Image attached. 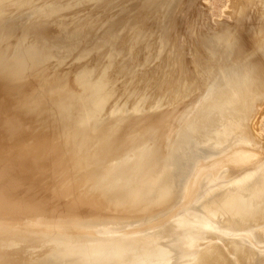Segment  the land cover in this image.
<instances>
[{"label":"rangeland","instance_id":"1","mask_svg":"<svg viewBox=\"0 0 264 264\" xmlns=\"http://www.w3.org/2000/svg\"><path fill=\"white\" fill-rule=\"evenodd\" d=\"M259 64L264 0H0L1 239L50 232L68 264H264Z\"/></svg>","mask_w":264,"mask_h":264},{"label":"bare ground","instance_id":"2","mask_svg":"<svg viewBox=\"0 0 264 264\" xmlns=\"http://www.w3.org/2000/svg\"><path fill=\"white\" fill-rule=\"evenodd\" d=\"M174 2V1H173ZM4 7V6H3ZM43 18V17H42ZM197 22V21H196ZM195 22V23H196ZM200 23V22H199ZM221 26V25H220ZM196 27V26H195ZM202 28V27H201ZM116 30V29H115ZM140 30V29H139ZM213 30V29H212ZM211 30V31H212ZM203 32H204V30H202ZM206 31V30H205ZM231 31H233V30H231ZM199 32V31H198ZM203 32H202V34L201 35H204L203 34ZM213 32H215L214 30H213ZM228 32H230V31H228ZM206 33V32H205ZM209 33H210V31H209ZM226 33V32H225ZM222 34H223V32H222ZM221 34V35H222ZM230 34V33H229ZM231 34H234V33H231ZM132 35V34H131ZM213 35V34H212ZM215 35V34H214ZM226 35V34H225ZM225 35L223 36L224 38H225ZM236 35V34H235ZM217 36V35H216ZM202 37V36H201ZM221 37V36H220ZM214 38V37H213ZM226 38H227V36H226ZM165 39V38H164ZM201 39H204L206 42L207 41H209L210 39H212V37H211V35H204ZM215 39H217V37L215 38ZM222 40H224L223 38H221ZM228 39H229V37H228ZM233 39V38H232ZM231 39V40H232ZM226 40V39H225ZM234 40V39H233ZM215 41V43H216V41L217 40H214ZM219 41V40H218ZM137 42V41H136ZM227 42V41H226ZM226 42H224V43H226ZM229 42V41H228ZM203 43L204 42H202V46H203ZM211 43V42H210ZM213 43V42H212ZM218 43V42H217ZM235 43V42H234ZM204 44H206V43H204ZM219 44V43H218ZM215 45V44H214ZM217 45V44H216ZM225 45V44H224ZM223 45V46H224ZM227 45H228V43H227ZM232 45V44H231ZM235 45H236V43H235ZM150 46V45H149ZM205 46V45H204ZM208 46V45H207ZM209 46H210V44H209ZM213 46V45H212ZM216 48H217V46H215ZM205 48H206V46H205ZM210 48H212V47H210ZM230 48V47H229ZM239 48V47H238ZM197 49V48H196ZM214 49V48H213ZM225 49H226V47H225ZM224 49V50H225ZM241 49V48H240ZM228 51H229V49H227ZM198 51H200V50H198ZM214 51H216V49L214 50ZM231 51V50H230ZM196 53H197V51H195ZM206 52V51H205ZM208 52H211V50L210 51H208ZM220 52H221V50H220ZM232 52V51H231ZM231 52H229V53H231ZM202 53V52H201ZM218 52H216V54H217ZM206 54V53H205ZM211 54V53H210ZM219 54V53H218ZM174 55V54H173ZM194 55H195V53H194ZM199 55H200V53H199ZM208 55V54H207ZM197 56V55H196ZM202 56H204V55H202ZM210 56H213V55H210ZM215 56V55H214ZM118 58V57H117ZM122 58V57H121ZM128 58V57H127ZM229 58V57H228ZM228 58H227V60H228ZM198 59V58H197ZM197 59L195 60V61H197ZM200 59V58H199ZM125 61V60H124ZM207 61V60H206ZM206 61H204V62H206ZM217 61V60H216ZM215 61V62H216ZM229 61V60H228ZM210 63H211V60L209 61ZM208 62V63H209ZM227 62V61H226ZM199 63H201V62H199ZM213 63H214V61H213ZM217 63V62H216ZM201 64H203V63H201ZM207 64V63H206ZM246 64V63H245ZM126 65V64H125ZM204 65V64H203ZM123 66V65H122ZM243 66V65H242ZM245 66V65H244ZM259 66H260V64H259ZM258 66V67H259ZM264 65H261L260 66V68H262ZM249 67V66H248ZM247 67V68H248ZM240 68H243V67H240ZM247 68L245 67V69L247 70ZM251 68V67H250ZM128 70V69H127ZM225 70V69H224ZM124 71V70H123ZM250 70L248 69V72H249ZM242 73V72H241ZM246 73H247V71H246ZM223 75V74H222ZM241 75V74H240ZM252 75H253V73H252ZM242 76V75H241ZM248 75H247V77L245 76L244 78V80L246 81V79H248ZM249 78H251V77H249ZM253 79V78H252ZM251 79V80H252ZM225 80V79H224ZM250 80V79H249ZM104 78H102V79H100V81H99V83L100 84H104ZM221 84V83H220ZM223 85V84H222ZM220 88V87H219ZM218 88V89H219ZM250 89V88H249ZM219 91V90H218ZM220 91H221V89H220ZM219 91V92H220ZM217 92V91H216ZM219 92H217V93H219ZM243 92H244V90H243ZM215 93V92H214ZM216 93V94H217ZM215 95V94H214ZM102 110V109H101ZM194 117V116H193ZM247 117V116H246ZM196 118V117H195ZM208 118V117H207ZM197 119V118H196ZM209 119V118H208ZM210 119H211V117H210ZM194 121V120H193ZM196 121V120H195ZM194 121V122H195ZM203 123V122H202ZM206 123H207V121H206ZM201 124V123H200ZM203 125V124H202ZM197 126H198V124H197ZM200 126V125H199ZM198 126V127H199ZM212 126V125H211ZM197 127V128H198ZM205 127H207L206 125H205ZM195 128H196V126H194L193 125V132H195L194 130H195ZM209 128H210V126H209ZM199 129V128H198ZM197 132V131H196ZM189 133V132H188ZM189 135V134H188ZM128 136V135H127ZM193 137H196V136H194V134H193ZM201 137H203V136H201ZM185 138V137H184ZM196 138H194L193 140H195ZM202 139V138H201ZM200 139V140H201ZM122 140V139H121ZM128 140V139H127ZM182 140V139H181ZM187 140V139H186ZM114 141V140H113ZM196 142L197 141H199V140H195ZM195 141H193L194 143H196ZM201 141H203V140H201ZM201 141L198 143V145L201 143ZM205 141H206V138H205ZM204 142V141H203ZM208 142V141H207ZM262 142H263V140H262ZM121 143V142H120ZM127 143V142H126ZM185 144H186V142H184ZM211 143V142H210ZM119 144V143H118ZM123 144V143H122ZM190 144L192 145L193 143H191L190 142ZM202 144V143H201ZM205 144V143H204ZM206 144H208V145H206V147L207 146H209V143H206ZM219 144V143H218ZM117 145V144H116ZM115 145V146H116ZM187 145V144H186ZM195 144H193V147H195L194 146ZM211 145H212V143H211ZM119 146V145H118ZM189 147H190V145H188ZM217 146V145H216ZM223 146V145H222ZM221 146V147H222ZM120 147V146H119ZM186 147V146H185ZM192 147V148H193ZM199 147V146H198ZM211 147H213V146H211ZM211 147H208V148H211ZM220 146L218 145V148H219ZM188 148V147H187ZM192 148H190V149H192ZM184 149H186V148H184ZM202 149V148H201ZM219 149H222V148H219ZM224 149H225V147H224ZM117 150V149H116ZM128 150V149H127ZM196 150H197V147H196V149H195V152H196ZM209 150V149H208ZM210 151V150H209ZM115 152V151H114ZM123 152V151H122ZM194 153V151H193V149H192V151L190 152V153ZM121 153V152H120ZM117 156V155H116ZM113 157H115V155H113ZM110 158V157H109ZM112 158V157H111ZM109 161V160H108ZM111 162H113V161H111ZM2 174H4V175H6L5 173H3V172H1ZM0 173V174H1ZM10 176V175H9ZM1 177V176H0ZM5 177V176H4ZM249 178V177H248ZM2 179V178H1ZM2 181V180H1ZM7 181V180H6ZM133 182V181H132ZM1 183V182H0ZM251 183H252V181H251ZM4 184H5V182H4ZM3 184V185H4ZM9 184V183H8ZM12 184H13V182H12ZM246 184V183H245ZM249 184V183H248ZM15 185V184H14ZM240 186H241V188H243L244 186L246 187V185H241V182H240V184H239ZM252 185V184H251ZM232 186V185H231ZM243 186V187H242ZM230 187V186H229ZM244 187V188H245ZM8 188V187H7ZM246 188H248V187H246ZM2 189V188H1ZM10 189V188H9ZM215 189V188H214ZM228 189H230V188H228ZM249 189V188H248ZM247 189V190H248ZM252 189H254V186H252ZM251 189V191H253ZM221 190H222V188H221ZM242 190V189H241ZM245 190V189H244ZM246 190V191H247ZM1 191V190H0ZM14 191V190H13ZM245 191V192H246ZM255 191V190H254ZM8 192V191H7ZM230 192V191H229ZM243 192V191H242ZM9 193H10V191H9ZM241 193V192H240ZM247 193V192H246ZM8 194V193H7ZM148 194V193H147ZM226 194V193H225ZM239 194V193H238ZM254 194V193H253ZM237 195V194H236ZM244 195V194H243ZM245 195H247V194H245ZM251 195V194H250ZM11 196V195H10ZM31 196V195H30ZM228 196V195H227ZM34 197V196H33ZM226 197V196H225ZM242 197V196H241ZM246 197V196H245ZM221 198V197H220ZM243 198V197H242ZM245 199V198H244ZM239 200V199H238ZM246 200V199H245ZM244 200V201H245ZM219 201V200H218ZM224 201V200H223ZM242 202V201H241ZM240 202V203H241ZM236 203H237V200H236ZM235 203V204H236ZM239 203V202H238ZM4 205H5V203H4ZM4 205H2L3 207H4ZM224 205V204H223ZM250 205V204H249ZM15 206V205H14ZM2 207V208H3ZM34 207V206H33ZM225 207V206H224ZM223 207V208H224ZM251 207V206H250ZM226 208V207H225ZM240 208V207H239ZM249 208V207H248ZM9 210H10V208H8ZM242 209V208H241ZM240 209V210H241ZM3 210H5V209H3ZM16 210V209H15ZM232 210V209H231ZM239 210V211H240ZM245 210V209H244ZM21 211V210H20ZM25 211V210H24ZM27 211V210H26ZM225 211V210H224ZM250 211H252V210H250ZM223 212V211H222ZM21 213V212H20ZM217 213V212H216ZM227 213V212H226ZM245 213V212H244ZM22 214V213H21ZM228 215H227V217H231V219H232V215H229V214H233L232 212L231 213H227ZM246 215H248L247 213H245ZM217 215V214H216ZM240 215V214H239ZM253 215V214H252ZM223 216V215H222ZM225 216V215H224ZM248 216H251V215H248ZM226 217V216H225ZM225 217H223L224 219H226ZM233 217H236L235 215H233ZM241 217V216H240ZM244 217V216H243ZM245 217H247V216H245ZM222 218V217H221ZM222 218V219H223ZM229 218H227L228 219V222L229 221H232V220H230ZM239 219H241V218H239ZM246 219V218H245ZM250 219V218H249ZM248 219V220H249ZM255 219V218H254ZM253 219V220H254ZM261 219H263V218H261ZM259 220V219H258ZM218 220L216 219V224L218 223L217 222ZM220 221H222L221 219H220ZM256 221V220H255ZM254 221V222H255ZM223 222V221H222ZM237 222V221H236ZM215 223V222H214ZM221 222H219L218 224H220ZM223 223H226V220H224V222ZM231 224H232V222H230ZM239 223V222H238ZM228 224V223H227ZM227 224H226V226H227ZM255 224V223H254ZM224 225V224H223ZM222 225V226H223ZM219 226V225H218ZM235 226V225H234ZM233 226V227H234ZM241 226V225H240ZM221 227V226H220ZM220 227H218V228H220ZM228 227H229V225H228ZM232 227V228H233ZM61 228V227H60ZM209 228V227H208ZM231 227H229V229H230ZM247 228H249V227H247ZM252 228H254V227H251V229ZM6 229V228H5ZM205 229V228H204ZM211 229V228H210ZM213 229V228H212ZM223 229V228H222ZM234 229V228H233ZM237 230H238V228H236ZM240 229H242V228H240ZM256 229V228H255ZM261 229V228H260ZM0 230H2V231H4L3 229H2V227H0ZM221 230V229H220ZM225 230V229H224ZM223 230V231H224ZM231 230V229H230ZM230 230H229V232H230ZM236 230V231H237ZM254 230V229H253ZM25 231H28V230H25ZM25 231H22V232H20V233H17V235L19 236V237H16L17 235H15V236H13L11 239L9 238V237H7L6 236V239L9 241V244H8V241H5L4 239H1V237L2 236H4V235H2V234H0L1 236H0V239H1V241H0V264H66L67 262H66V260L64 259V255L63 254H65V255H67V253H68V251H70V250H62V251H60V252H58V251H56L57 250V248L59 247H57L56 245L57 244H55V247L53 246L54 245V243L52 242L53 240H51V238L48 236V233L50 234V232H47L46 233V231L43 233V234H41L40 233V235L38 236V234H36V233H34V234H29L28 233V235H32L31 237H30V239L28 240L27 239V237H28V235L27 236H25L24 234H23V232H25ZM64 231V230H63ZM71 231V230H70ZM226 231V230H225ZM235 231V230H234ZM250 231V230H249ZM252 231V230H251ZM258 231V230H257ZM208 232H209V230H208ZM213 232V231H212ZM231 232H233V230L231 231ZM240 232H242V231H240ZM240 232H237L238 233V235H239V233ZM245 232V231H244ZM254 232H256V231H254ZM54 235H55V237L56 236H59L60 234H58V233H54V232H52ZM200 233V232H199ZM243 233V232H242ZM246 233V232H245ZM247 233H249V232H247ZM257 233V232H256ZM52 234V235H53ZM198 234V233H197ZM236 234V233H235ZM261 234V233H260ZM263 234V233H262ZM261 234V235H262ZM23 235V236H22ZM249 235H250V233H249ZM252 235V236H251ZM250 236L251 237H253L252 239H254V237H255V235H254V233L253 234H251ZM20 236L22 237V238H20ZM26 237V238H23V237ZM63 236V235H62ZM258 236V235H257ZM17 239H16V238ZM52 237H54V236H52ZM60 237V236H59ZM73 237V236H72ZM76 237V236H75ZM80 237V236H79ZM259 237V236H258ZM257 237V238H258ZM2 238H5V236L4 237H2ZM9 238V239H8ZM77 238V237H76ZM81 238V237H80ZM79 238V239H80ZM242 238V237H241ZM264 238V237H263ZM262 238V239H263ZM21 240V242H19L20 240ZM27 239V241L26 242H24V240H26ZM79 239H78V241H79ZM227 239V238H226ZM243 239V238H242ZM19 240V241H18ZM81 240V239H80ZM228 240V239H227ZM240 240V239H239ZM245 241H246V239H244ZM258 240V239H257ZM17 241V242H16ZM23 241V242H22ZM129 241V240H128ZM228 241H230V240H228ZM233 241H234V239H233ZM237 241V240H236ZM241 242H243L242 240H240ZM239 241V242H240ZM243 242V243H247V242ZM255 241H256V239H255ZM261 241V240H260ZM260 241H259V243H260ZM263 241V240H262ZM261 241V243L260 244H263L264 243V241L262 242ZM231 242H232V240H231ZM51 243H53V245L51 246ZM56 243V242H55ZM73 243V242H72ZM127 243V242H126ZM220 243V242H219ZM234 243H236L235 241H234ZM237 243H238V241H237ZM7 244V245H6ZM64 245H65V243H63ZM67 244V243H66ZM113 244V243H112ZM230 244V246H232V245H234V244H232V243H229ZM232 244V245H231ZM249 244H250V242H249ZM248 244V245H249ZM257 244V243H256ZM80 245V244H79ZM107 245V244H106ZM122 245V244H121ZM236 245H238L239 247H240V245L239 244H236ZM251 245V244H250ZM74 246V245H73ZM78 246V245H77ZM81 246V245H80ZM122 246H124V245H122ZM229 246V247H230ZM53 247L55 248V249H53ZM57 247V248H56ZM92 247V246H91ZM100 247H102V246H100ZM175 246H170L169 247V250L171 251V249L172 248H174ZM234 247H236V246H234ZM245 247V246H244ZM66 248V247H65ZM85 248V247H84ZM83 248V249H84ZM86 248H87V246H86ZM120 248H122V247H120ZM51 249H52V252H51ZM77 249V248H76ZM82 249V248H81ZM80 248H79V250L78 251H80L81 250ZM87 249H89V248H87ZM91 250H92V248H90ZM90 249H89V251H90ZM94 249H96V248H94ZM98 249H99V247H98ZM97 249V250H98ZM115 249V248H114ZM231 249L233 250V248L231 247ZM230 249V250H231ZM249 249V248H248ZM253 249H254V246H253ZM61 250V249H60ZM102 250V249H101ZM105 250V249H104ZM128 250V249H127ZM210 250H211V248H210ZM229 250V251H230ZM234 250H236V249H234ZM238 250V249H237ZM236 250V251H237ZM252 250V249H251ZM48 251H50V252H48ZM63 251H64V253H63ZM66 251V252H65ZM85 251V250H84ZM113 251V250H112ZM164 251V250H163ZM222 251V252H221ZM223 251H224V247H223V250H221V246H220V249L219 250H217V252H215V254H213V256H215L217 259L219 258H221V257H223V256H225L224 255V253H223ZM225 251H226V249H225ZM239 251V250H238ZM250 251V250H249ZM46 252H48V253H46ZM72 252V253H71ZM71 252L69 253V254H71V255H74V253L73 252H75V255H74V257L77 255V253H76V251L74 250V251H72L71 250ZM88 252V251H87ZM109 252V251H108ZM161 252V251H160ZM165 252V251H164ZM202 252V251H201ZM203 252H205V251H203ZM202 252V254H204ZM245 252H247V250L245 251ZM244 252V253H245ZM46 253V254H45ZM96 253H97V251H96ZM170 253V252H169ZM169 253H165V254H167L168 256L166 257L165 255H163L164 253L163 252H161L160 253V255H163L164 256V258H165V262H166V260L168 259V258H170L169 257ZM172 253V252H171ZM209 253V252H208ZM241 253H242V251H241ZM248 253V252H247ZM247 253H245V255L247 254ZM251 253V252H250ZM249 253V256L251 255ZM256 253V252H255ZM88 254V253H87ZM90 254H91V252H90ZM200 254V253H199ZM202 254H200L199 256H201ZM226 254V253H225ZM79 255H81L82 256V253H80V254H78L77 256H79ZM94 255V254H93ZM98 255V254H97ZM104 255V254H103ZM107 255H108V253H107ZM117 255H119V253L118 254H116V256ZM121 255V254H120ZM140 255V254H139ZM253 255V254H252ZM255 255V254H254ZM69 256V255H68ZM106 256V255H105ZM105 256H104V258H103V256L101 257V258H103V259H99V260H95L96 258H94V260L95 261H92L91 262V260L89 259V262L87 261V259L88 258H91V257H93V256H89V254H88V256L86 255V257L85 258H87L86 260H85V258H84V261H87L86 263H84V264H108L109 262L111 263V262H113L112 261V259H110V260H106L107 259V257L108 256H106V258H105ZM198 256V255H197ZM212 256V257H213ZM67 256H65V258H66ZM70 257V256H69ZM69 257H67L66 259L67 260H69V262L71 261V259L72 258H74V257H72L71 256V258H69ZM99 257H100V255H99ZM193 257V256H192ZM257 257V256H256ZM116 258V257H115ZM196 258L197 257H195V260H196ZM203 258V257H202ZM201 258V259H202ZM214 258V257H213ZM229 258V257H228ZM238 258V257H237ZM246 258H248V256L246 257ZM75 259H76V257H75ZM77 259H80L81 260V257L79 258V257H77ZM93 259V258H92ZM186 261L187 262H184V263H181V264H189V262H191L190 260H194V259H191V254H190V252L188 253V255L186 256ZM197 259H199V261H195L196 263L197 262H200V258H197ZM209 259H212V258H209ZM226 259V258H225ZM63 260L66 262H64L63 263ZM74 260V259H73ZM72 260V263L74 262ZM144 260H146V259H144ZM156 259H153V261L152 262H154ZM208 260V259H207ZM253 260H255V259H253ZM256 260H259V258L258 259H256ZM261 260V259H260ZM60 261H62V262H60ZM189 261V262H188ZM202 261V260H201ZM212 262L213 261V259L212 260H209V262ZM215 261H217V260H215ZM220 261V260H219ZM226 261H227V259H226ZM229 261H231V260H229ZM243 261V260H242ZM77 262H78V260H77ZM209 262H207V263H209ZM210 262V263H211ZM214 262V261H213ZM253 262H255V261H253ZM252 262V263H253ZM257 262V261H256ZM72 263H69V264H72ZM109 263V264H110ZM136 263V262H135ZM134 263V264H135ZM192 263H193V261H192ZM196 263H194V264H196ZM202 263V262H201ZM217 263V262H216ZM237 263V262H236ZM259 263V262H258ZM258 263H256V264H258ZM68 264V263H67ZM74 264H77L76 262L74 263ZM79 264H80V262H79ZM138 264V263H137ZM175 264H177V263H175ZM191 264V263H190ZM206 264V263H205ZM213 264V263H212ZM262 264V263H261Z\"/></svg>","mask_w":264,"mask_h":264}]
</instances>
